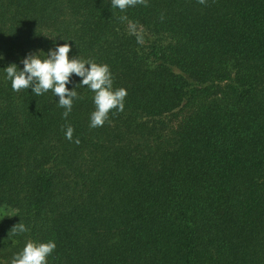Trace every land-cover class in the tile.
<instances>
[{"label": "trees", "instance_id": "trees-1", "mask_svg": "<svg viewBox=\"0 0 264 264\" xmlns=\"http://www.w3.org/2000/svg\"><path fill=\"white\" fill-rule=\"evenodd\" d=\"M64 43L127 91L102 127L4 78ZM0 56L2 264H264V0H0Z\"/></svg>", "mask_w": 264, "mask_h": 264}, {"label": "clouds", "instance_id": "clouds-1", "mask_svg": "<svg viewBox=\"0 0 264 264\" xmlns=\"http://www.w3.org/2000/svg\"><path fill=\"white\" fill-rule=\"evenodd\" d=\"M129 2L130 0H111V6L123 11ZM200 2L203 3L204 0ZM71 51V45L64 43L57 44L47 53L31 52L21 60L22 68L11 64L3 69L4 78L11 82L14 92L31 89L33 95L40 96L51 91L59 98L57 104L64 109L65 118L71 113L74 101L80 99L76 89L86 87L94 93L95 110L90 115V127H102L112 110L124 111L127 91L123 88L113 89L112 73L107 64L81 60L78 57L70 58ZM41 53L45 58H41ZM0 59H3V56H0ZM73 76L81 79L70 90L69 85H73ZM72 136L73 129L69 127L66 138L71 140ZM12 231L21 234L27 229L20 223ZM55 249L54 241L47 243L28 241L22 251L13 256L11 264H48V257Z\"/></svg>", "mask_w": 264, "mask_h": 264}, {"label": "rangeland", "instance_id": "rangeland-1", "mask_svg": "<svg viewBox=\"0 0 264 264\" xmlns=\"http://www.w3.org/2000/svg\"><path fill=\"white\" fill-rule=\"evenodd\" d=\"M0 264H2V261H0Z\"/></svg>", "mask_w": 264, "mask_h": 264}]
</instances>
